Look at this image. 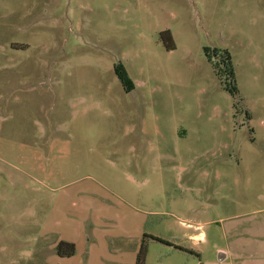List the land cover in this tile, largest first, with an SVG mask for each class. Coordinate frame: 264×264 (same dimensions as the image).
<instances>
[{"label": "rangeland", "instance_id": "obj_1", "mask_svg": "<svg viewBox=\"0 0 264 264\" xmlns=\"http://www.w3.org/2000/svg\"><path fill=\"white\" fill-rule=\"evenodd\" d=\"M61 235L264 264V0H0V264Z\"/></svg>", "mask_w": 264, "mask_h": 264}, {"label": "crops", "instance_id": "obj_2", "mask_svg": "<svg viewBox=\"0 0 264 264\" xmlns=\"http://www.w3.org/2000/svg\"><path fill=\"white\" fill-rule=\"evenodd\" d=\"M100 237L104 240L103 235ZM59 241H66L63 235L59 237ZM66 242L76 246V253L72 257H61L56 254L58 243L47 250L9 245L1 249L5 252L4 264H137L138 248L133 252L125 253L118 247L112 248L105 244L87 245L84 237L70 239Z\"/></svg>", "mask_w": 264, "mask_h": 264}, {"label": "trees", "instance_id": "obj_3", "mask_svg": "<svg viewBox=\"0 0 264 264\" xmlns=\"http://www.w3.org/2000/svg\"><path fill=\"white\" fill-rule=\"evenodd\" d=\"M156 240L164 243V241L159 238H156ZM57 252L61 257H72L76 253V246L73 243L62 242L57 247ZM137 264H145V255L143 248L138 255Z\"/></svg>", "mask_w": 264, "mask_h": 264}]
</instances>
